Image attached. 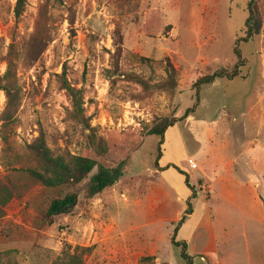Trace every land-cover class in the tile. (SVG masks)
<instances>
[{
    "label": "rangeland",
    "instance_id": "374dc122",
    "mask_svg": "<svg viewBox=\"0 0 264 264\" xmlns=\"http://www.w3.org/2000/svg\"><path fill=\"white\" fill-rule=\"evenodd\" d=\"M249 2L63 0L62 5L49 8L53 41L36 62L21 65L18 70L23 99L19 126L12 136L14 152L24 153L41 131L57 155L88 152L82 128L67 120L71 102L60 81L65 76L72 86L84 90L85 115L107 142L109 153L101 162L123 160L128 165L121 181L100 195L90 192L91 176L97 173L94 170L77 187L35 186L25 197L14 199L0 219V264H54L65 251L76 247L91 248L84 264H186L181 250L171 244L178 223L150 225L165 213L154 206L164 197L156 186L154 166L159 138L147 132L155 121L181 117L195 105L193 86L198 79L237 64L234 50L238 39L246 34ZM16 3L0 0V76L7 69L4 59L11 37L15 35L22 46L33 35L44 0H27L18 21L14 15ZM256 3L262 29L254 40L240 44L244 63L241 76L220 80L216 88L202 87L200 103L192 114L198 110L197 119H204L210 106L216 107L221 99L225 111L236 119L232 124H242L250 137H254L258 124H249L246 117L251 107L261 108L263 118L259 122L264 124V0ZM168 60L178 71L179 86L173 92L146 97L140 86L126 81L127 75L135 74L154 84L162 82ZM5 106L6 97L0 91V129ZM179 129L168 135L169 155L178 153L180 146L176 148L174 143L182 137L186 139V152L196 149L192 131L184 125ZM3 149L0 139V179L18 180L17 172L3 166ZM172 179L174 183L179 181ZM186 190L190 191L188 187ZM73 192L79 196L74 213L55 217L49 224L45 212L51 201ZM261 197L264 203V194ZM176 211L174 206L165 216L174 218ZM230 217L231 224L220 228L231 233L229 249L221 248L218 259L204 254L193 256L191 253L201 250L209 240L210 230L203 226L188 247L194 264H264V224L243 223L233 212ZM187 226L184 223L178 232L180 241ZM197 257L202 259L196 261Z\"/></svg>",
    "mask_w": 264,
    "mask_h": 264
},
{
    "label": "trees",
    "instance_id": "16d2710c",
    "mask_svg": "<svg viewBox=\"0 0 264 264\" xmlns=\"http://www.w3.org/2000/svg\"><path fill=\"white\" fill-rule=\"evenodd\" d=\"M63 4V0H44L40 8L35 32L25 41L22 46L17 42L15 35L11 37L12 44L8 48L5 61L7 69L4 75L0 76V91L5 94L6 106L1 116L2 126L0 129V139L3 143V166L11 167L18 173V180L0 179V219L5 217L6 207L14 200L25 197L35 186L46 189H60L64 187H77L84 183L91 176L90 192L92 196L105 193L107 190L117 185L127 167L126 161L116 163L101 162L109 153L107 142L98 134V129L91 126V118L85 115V96L83 89L72 86L65 76L60 77L61 89L66 92L71 108L67 111V120L80 126L86 140L88 151L86 154L74 155L72 153L55 154L48 146L46 136L43 131L39 137L26 146L24 153H15L13 149V133L19 126L18 113L22 105V88L20 87L18 70L21 65L26 63L31 65L36 62L46 51L51 37V17L50 7H57ZM27 0H17L14 15L18 21L25 13ZM246 34L239 38L234 50L238 58L237 64L232 68H220L214 73L205 75L198 79L193 88L196 91V103L178 118L164 117L154 122L148 130V136L159 138L157 145V156L155 160V170L165 171L169 168L176 169L186 177V185L191 191L187 200V209L175 227V234L171 239L173 247L181 250V258L186 264H194V257L188 252V243L178 241L177 236L180 228L186 223L187 219L194 213L195 201L198 199L197 189L191 185L190 176L175 165L161 168L160 159L163 157V145L165 135L169 128L177 123L185 121L195 113L199 103L202 87L215 83L218 79L234 80L241 76L243 68V55L240 49L241 43H249L261 33L262 19L257 7L256 0H250L248 4V18L246 20ZM65 74V73H64ZM166 78L162 82L153 83L139 75L131 74L126 76V81L141 87L147 97L156 93H170L178 86V71L174 65L167 61ZM89 131V133H87ZM79 203L77 193H69L64 197L56 198L51 201L45 217L49 224L53 223L55 217L68 216L74 213ZM91 248L76 247L74 251L70 248L58 258L54 264H84V256L90 252ZM152 258H143L142 261H149Z\"/></svg>",
    "mask_w": 264,
    "mask_h": 264
},
{
    "label": "crops",
    "instance_id": "0c3cea01",
    "mask_svg": "<svg viewBox=\"0 0 264 264\" xmlns=\"http://www.w3.org/2000/svg\"><path fill=\"white\" fill-rule=\"evenodd\" d=\"M220 80L223 79H218L211 86L214 88L220 86ZM200 107L202 108V105ZM224 108L223 101L219 99L216 107L210 106L204 119H197V110L195 115L169 128L165 135L163 157L159 161L161 168L170 165L179 167L190 176L191 185L198 191L194 213L185 223V226L190 224L191 226H187L189 228L181 241H186L190 249V243L194 242L201 227L205 226L210 230L209 240L201 250L195 249V253L191 254L211 255L215 259H218L221 248L228 246L229 249L230 245L227 242L231 233H225L220 228L231 222V212L238 214L243 223L248 221L249 224L255 223L259 226L264 224V203L261 197V194H264V124L259 122L263 118L261 108L251 107L246 115L250 118L249 124L258 123L255 126L257 132L254 137L247 136L242 124L237 126L232 124L236 119ZM180 125L192 131L191 139L196 149L191 153L186 152L184 149L186 139L182 137L174 143L176 148L180 146L177 148L178 153L172 152V155H169L168 135L170 131L179 129ZM233 128H236L234 132ZM175 137H178V133ZM190 161L196 168L191 167ZM181 164L186 166L183 167ZM172 170L175 171L174 168L162 172L155 170L158 174L156 186L164 193V197L157 200L154 206L161 209V212L164 210L165 214L160 213L155 217L150 223L152 226L164 222H171L174 225L187 209V200L191 192L186 190V177L177 171L173 173ZM164 178H167V181ZM172 178L179 181L174 183ZM150 187L149 184L148 188ZM146 203L150 202L146 200ZM174 206H177L175 217L169 219V215L168 217L165 215L171 213ZM177 240L180 241L179 234ZM198 259L202 257L195 260Z\"/></svg>",
    "mask_w": 264,
    "mask_h": 264
},
{
    "label": "built area",
    "instance_id": "2783aa9c",
    "mask_svg": "<svg viewBox=\"0 0 264 264\" xmlns=\"http://www.w3.org/2000/svg\"><path fill=\"white\" fill-rule=\"evenodd\" d=\"M189 163H190V165H191L192 168H196V165L193 164V162L190 161Z\"/></svg>",
    "mask_w": 264,
    "mask_h": 264
}]
</instances>
